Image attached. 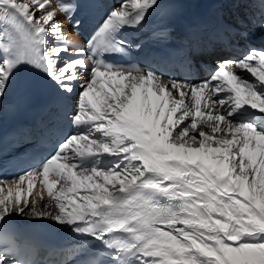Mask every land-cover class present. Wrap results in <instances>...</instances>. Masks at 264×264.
<instances>
[{
	"label": "snow or ice",
	"instance_id": "1",
	"mask_svg": "<svg viewBox=\"0 0 264 264\" xmlns=\"http://www.w3.org/2000/svg\"><path fill=\"white\" fill-rule=\"evenodd\" d=\"M157 7L122 0L79 47L57 19L79 0H0V100L28 67L64 94L73 129L0 179V264H264V48L199 83L109 59ZM14 214L82 239L61 259L23 258Z\"/></svg>",
	"mask_w": 264,
	"mask_h": 264
},
{
	"label": "bare ground",
	"instance_id": "2",
	"mask_svg": "<svg viewBox=\"0 0 264 264\" xmlns=\"http://www.w3.org/2000/svg\"><path fill=\"white\" fill-rule=\"evenodd\" d=\"M180 0H159V7L155 8V10L161 8L164 5H167L172 2H176ZM262 0H233L231 4L228 6L227 10L225 11L226 17L231 20L235 25L239 26V22L243 21L245 27L249 33L246 37H237L234 41L239 47L240 52H223L220 47H213L208 46L207 50L205 51V58L209 59L207 64L211 65H219L225 60H236L241 58L245 51L246 46H255V48L260 49L264 48V28L260 27V23L262 20H264V6H263ZM262 6V7H260ZM119 7V5H118ZM57 19L60 21V24L63 27V31L68 38L69 41L73 42L76 46L83 47L84 43L83 41L74 33H72L69 29V27L66 25V23L63 20V17L61 14L57 15ZM252 36H256L257 39L252 42ZM223 53V54H222ZM233 54V57L231 56ZM216 55L221 56L220 59H217L215 57ZM205 58L202 59V61L206 62ZM199 59V58H197ZM206 78L204 76H200L199 80L196 83H199L202 80H205ZM80 83L82 81L76 82V88L75 93L72 96V102L75 103L76 99L78 98V94L80 91ZM47 198V197H46ZM13 217L23 219L24 221H27V223H32L34 225H40V226H47L50 228H58L60 225L56 224L55 222L47 219H41V220H33L28 219L22 216H16L15 214Z\"/></svg>",
	"mask_w": 264,
	"mask_h": 264
},
{
	"label": "rangeland",
	"instance_id": "3",
	"mask_svg": "<svg viewBox=\"0 0 264 264\" xmlns=\"http://www.w3.org/2000/svg\"><path fill=\"white\" fill-rule=\"evenodd\" d=\"M256 39H257L256 36H252V42H253L254 40H256ZM250 46H252V45H250ZM248 50H249V46H246V51H245L244 54H246ZM222 54H223V53H222ZM233 54H234V53H233ZM233 54L231 55L232 57H233ZM215 57H217V59H220L221 56L216 55ZM233 59H234V57H233ZM234 60H235V59H234Z\"/></svg>",
	"mask_w": 264,
	"mask_h": 264
}]
</instances>
